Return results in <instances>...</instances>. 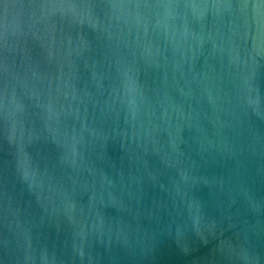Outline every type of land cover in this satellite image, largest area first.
I'll return each mask as SVG.
<instances>
[{"label": "water", "instance_id": "obj_1", "mask_svg": "<svg viewBox=\"0 0 264 264\" xmlns=\"http://www.w3.org/2000/svg\"><path fill=\"white\" fill-rule=\"evenodd\" d=\"M0 264H264V0H0Z\"/></svg>", "mask_w": 264, "mask_h": 264}]
</instances>
